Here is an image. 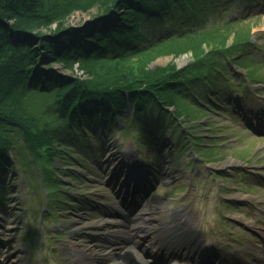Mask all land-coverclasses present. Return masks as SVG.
<instances>
[{
	"label": "rangeland",
	"instance_id": "1",
	"mask_svg": "<svg viewBox=\"0 0 264 264\" xmlns=\"http://www.w3.org/2000/svg\"><path fill=\"white\" fill-rule=\"evenodd\" d=\"M238 2L240 0H232L225 6V2H220V6L204 14L205 24L210 23L213 17L221 20L225 17L222 13L238 15L237 21L223 26V30H227L222 37L225 47L216 50L220 56L216 63H226L224 71L234 79L214 86L204 80L200 84L195 83L196 92L205 86L203 90L214 96L212 99L208 95L207 99L215 107L207 106L203 111L201 105L202 111L191 109L188 99L186 102L181 97L179 101L195 114V120L189 118L188 111V118L171 119L167 115L173 114L175 106H171V111H160L161 115L156 111L157 116L148 108L142 117H132L128 127L113 130L104 143L105 148L113 151L102 162L95 163V159L82 156L60 158L55 155L54 179L49 177L47 180L52 188L51 203L47 201L49 189L45 187L43 168L40 167L42 162L25 147L24 161L17 160L14 181L10 179L11 173H0V264H72L74 249L95 259L91 261L93 264H126L125 257L129 255L126 247L115 242L117 239L111 234H103L102 240L86 236L88 232L97 234L103 231L97 225L107 213L101 215L95 208H89L91 203L85 201L100 199L103 203H113L118 200L115 196L117 188L112 187L111 182L129 179L132 149L142 153V158L154 166L150 174H155L158 181H155L157 188L151 201L159 206L153 209L156 215L167 216L175 213L177 208L191 223L197 222L205 227L202 235L208 241L221 244L222 253L204 264H264V97L252 89L258 87L264 96V0ZM31 12L25 14V20L35 23L36 15ZM96 14V5L84 10L73 9L65 16L64 22L80 28L83 22H90ZM56 22L51 18L40 26V32L51 34ZM199 22L194 16L184 23L183 28L187 25L198 27ZM176 26L181 25L168 21L161 32H172ZM244 29L251 36L248 54L251 60H255L253 63L250 59L244 60V64L260 73L262 79H258L261 77L257 74L255 80L247 77L245 80V68L229 61V58L237 59L245 54H237L234 48L229 50L234 36L241 37ZM153 54L130 56L128 62L121 64L120 70L133 75L146 63L149 68L167 63L183 67L196 60L190 48L179 51L167 49L164 54ZM47 64H52V69L55 67L63 74H83L75 63L72 64L73 69L64 68L58 62L49 61ZM49 65L42 67L50 69ZM222 71H214L206 79L215 80L222 76ZM81 77L88 78L87 75ZM181 88L191 96L190 86ZM37 99L35 103L39 105ZM257 109L263 114L262 118L256 116ZM139 118H142V123L137 121ZM173 135H176L174 141ZM86 140L93 145L102 142V136L88 138L86 134ZM73 168L77 170L75 173ZM106 180L110 183L107 184ZM236 193L242 195L237 196ZM150 209L143 211L146 217L148 213L153 215ZM202 235L198 233L199 242L206 244L201 240ZM136 253L140 254L137 250Z\"/></svg>",
	"mask_w": 264,
	"mask_h": 264
},
{
	"label": "trees",
	"instance_id": "2",
	"mask_svg": "<svg viewBox=\"0 0 264 264\" xmlns=\"http://www.w3.org/2000/svg\"><path fill=\"white\" fill-rule=\"evenodd\" d=\"M230 1L0 0V173H11L14 181L17 160L24 161L25 147L42 162L46 188L52 191L47 180L54 179V156L88 155L86 134L106 135L123 122L128 124L130 110L142 117L148 108L158 111L175 106L178 116L188 118V111L189 118H194L179 101L187 100L181 87L194 88L204 76L222 71L224 64L216 63L220 57L216 50L225 47L222 37L227 30L223 26L237 17L222 13L221 20L213 17L215 21L205 24L204 14L220 2L225 6ZM92 5L98 14L84 27V22L80 28L64 22L71 10ZM27 12L35 13V23L25 20ZM194 16L200 25L183 28ZM51 18L57 21L52 33L40 32V26ZM168 21L181 26L161 32ZM241 33V37L234 36L229 50L240 51L249 43L248 30ZM188 48L196 58L188 66L167 63L149 68L146 63L133 75L120 70L136 54L150 56ZM46 61L68 69L75 63L88 78L75 72L60 73ZM231 61L247 66L242 57ZM44 64L50 69L42 67ZM257 74L263 78L249 71L251 78Z\"/></svg>",
	"mask_w": 264,
	"mask_h": 264
},
{
	"label": "bare ground",
	"instance_id": "3",
	"mask_svg": "<svg viewBox=\"0 0 264 264\" xmlns=\"http://www.w3.org/2000/svg\"><path fill=\"white\" fill-rule=\"evenodd\" d=\"M82 23V22H81ZM86 24H84L83 25V27L85 26ZM72 26H75V25H72ZM81 75H84V76H86L85 74H81ZM80 75V76H81ZM237 194V196H240L241 194H239V193H236ZM150 227V226H149ZM149 227H148V231L147 232H150L149 231ZM139 227H136V229H138ZM156 232H157V230H156ZM186 232H188V231H186ZM72 264H83V261H84V257H83V255L81 254V252L79 251V250H77V249H74V251L72 252ZM133 264H138L137 263V261H135ZM142 264V263H141Z\"/></svg>",
	"mask_w": 264,
	"mask_h": 264
}]
</instances>
